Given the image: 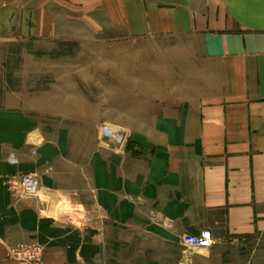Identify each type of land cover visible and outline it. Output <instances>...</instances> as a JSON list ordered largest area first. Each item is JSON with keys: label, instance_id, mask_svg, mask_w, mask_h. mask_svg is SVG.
I'll return each instance as SVG.
<instances>
[{"label": "crops", "instance_id": "1", "mask_svg": "<svg viewBox=\"0 0 264 264\" xmlns=\"http://www.w3.org/2000/svg\"><path fill=\"white\" fill-rule=\"evenodd\" d=\"M54 2L0 0V44L56 36ZM92 5L127 35L171 42L152 53L171 60L181 108L157 114L123 154L96 142L85 164L70 161L62 131L53 137L25 109L0 107V264H23L8 256L17 245L38 247L41 264H222L230 250L264 264V0ZM25 174L39 179L36 195L15 192ZM202 229L210 247L183 243ZM241 236L257 243L237 244Z\"/></svg>", "mask_w": 264, "mask_h": 264}, {"label": "rangeland", "instance_id": "2", "mask_svg": "<svg viewBox=\"0 0 264 264\" xmlns=\"http://www.w3.org/2000/svg\"><path fill=\"white\" fill-rule=\"evenodd\" d=\"M53 5L58 7L53 9L56 36L0 44V107L8 103L25 109L53 137L62 131L70 161L85 164L96 142L102 147L110 142L123 154L134 146L131 136L147 131L157 114L179 113L182 102H171L180 96L172 87L171 60L152 53L171 42L159 49L155 38L127 35L119 22L112 26L115 15L94 9L92 0H70L67 12L59 9L61 0ZM256 238L241 236L235 242L251 248ZM253 253L230 250L222 264H250ZM23 254L41 264L40 251Z\"/></svg>", "mask_w": 264, "mask_h": 264}, {"label": "built area", "instance_id": "3", "mask_svg": "<svg viewBox=\"0 0 264 264\" xmlns=\"http://www.w3.org/2000/svg\"><path fill=\"white\" fill-rule=\"evenodd\" d=\"M116 132L120 133V131ZM103 136L109 137V135L106 134ZM14 190L22 196L36 195L39 190V179L34 175L25 174L19 178L17 184L14 186ZM183 243L190 248L205 249L211 246L212 235L208 229H202L197 234L185 235L183 237ZM27 249H35L39 251L38 247L33 245H17L9 249L8 256L16 262L23 264H40L37 260L33 261L29 255L27 256L23 254Z\"/></svg>", "mask_w": 264, "mask_h": 264}, {"label": "bare ground", "instance_id": "4", "mask_svg": "<svg viewBox=\"0 0 264 264\" xmlns=\"http://www.w3.org/2000/svg\"><path fill=\"white\" fill-rule=\"evenodd\" d=\"M48 198H51L52 199V197H53V194H48V195H46ZM54 198V197H53ZM55 199V201L53 202L54 204H56V205H51L52 207V211H57L58 209H60V203L58 202V198L56 197V198H54Z\"/></svg>", "mask_w": 264, "mask_h": 264}]
</instances>
